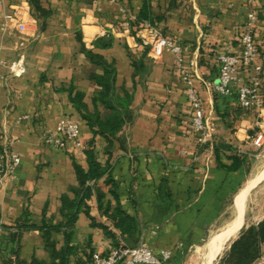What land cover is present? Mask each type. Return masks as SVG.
I'll use <instances>...</instances> for the list:
<instances>
[{"label": "crops", "instance_id": "obj_1", "mask_svg": "<svg viewBox=\"0 0 264 264\" xmlns=\"http://www.w3.org/2000/svg\"><path fill=\"white\" fill-rule=\"evenodd\" d=\"M41 2L52 15L46 21L36 19L30 26L34 36L23 40L3 26L6 14L18 5H27L33 16L29 0H0V48L8 60L24 54L27 61L21 78L1 68L7 78L0 79V129L16 139L22 164L15 178L0 184V264L17 258L50 262L41 229L45 224L60 226L51 238L57 251L72 249L66 264H87L95 253L107 256L111 248L142 244L157 253L171 250L175 264H196L207 243L204 264L209 242L238 217L241 191L258 175H253L257 153L252 142L258 137L264 142L262 117L238 102V88L249 81L250 73L240 69V82L233 84L231 95L219 94L215 85L219 55L241 53V37L254 14L258 62L264 69V0ZM148 26L183 48L184 66L215 127L205 145L197 142L194 111L175 54L168 49L154 59L135 38ZM106 36L113 38L111 46L97 48V40ZM83 44L116 63L117 94L132 96L131 119L112 144L101 135L95 137L67 90L74 85L94 111L100 88L92 76L103 70L82 52ZM64 117L80 124L86 150L92 145L98 161L109 168L89 183V195L82 201L76 165L89 170L86 151L72 144L60 150L44 138ZM65 200L78 210L68 229L63 227L68 222ZM117 209L135 219V234L125 235L116 227L111 215ZM245 217L246 211L238 237ZM263 220L258 205L247 227Z\"/></svg>", "mask_w": 264, "mask_h": 264}, {"label": "built area", "instance_id": "obj_2", "mask_svg": "<svg viewBox=\"0 0 264 264\" xmlns=\"http://www.w3.org/2000/svg\"><path fill=\"white\" fill-rule=\"evenodd\" d=\"M256 21L257 17L254 14L242 34L241 53L239 55L228 53L219 55L220 74L215 89L221 95H231L233 84L240 82V69L247 70L250 73V78L247 83L239 86L238 102L243 109L257 112L262 117L260 124L264 125V94L262 92L264 69L258 62L260 52L255 41ZM33 23H36V19L32 16L31 10L27 5L21 4L13 7L6 14L3 30L5 32L14 30L20 35V38L26 40L34 36L30 33V26ZM35 37H38V35ZM135 38L142 46L150 49V55L154 59L161 58L165 50L168 49L175 54L178 70L183 74L186 84L188 101L194 111L192 123L197 132V142L200 145L207 144L214 136L215 127L207 119L204 102L195 87V81L184 66L183 48L165 38L159 30L152 26L137 31ZM26 62L24 54H19L13 60L6 59L3 49L0 48V79L5 80L7 78L1 71L3 67L9 69L11 77H23L27 73ZM28 118V116H25L23 119ZM44 138L47 143L60 150H65L69 144H72L78 151H86V146L81 139V126L70 117L62 118L56 130L45 134ZM15 144L16 139L14 136L0 129V184L8 179L15 178L22 164V159L15 149ZM252 147L258 157L264 148L263 139L255 138ZM172 258L173 252L171 250L163 249L157 253L148 245L142 244L134 248H111L107 256L95 253L87 264H118L119 262L122 264H175L172 262ZM258 264H264V257L260 258Z\"/></svg>", "mask_w": 264, "mask_h": 264}, {"label": "trees", "instance_id": "obj_3", "mask_svg": "<svg viewBox=\"0 0 264 264\" xmlns=\"http://www.w3.org/2000/svg\"><path fill=\"white\" fill-rule=\"evenodd\" d=\"M29 3L33 9V16L38 21H46L51 17L52 11L45 8L41 0H29ZM78 39L82 42V35L79 34ZM112 41L113 38L111 36L100 38L97 40L96 47L106 49L111 46ZM82 52L93 64L103 70V74H95L92 76V79L100 88L94 100V111L90 112L84 102L85 95L77 91L74 85H71L67 90L70 94L71 102L84 120L87 121L95 137L101 135L112 144V139L123 130L126 123L131 119L130 105L132 103V96L126 93L125 97L122 98L117 94L116 63L108 62L103 56L96 54L93 50L87 49L84 44ZM134 66L138 69L136 62ZM262 92L264 94V86ZM99 106H104L105 110L110 113L104 114ZM86 156L90 166L88 171L76 165L78 178L82 186L81 201L89 195V183L105 176L109 169L98 161L92 145L86 150ZM63 213H65V216L68 218V222L63 227L68 229L73 225L76 214L78 213L74 202L65 200L63 203ZM111 217L115 219L116 227L123 234L130 236L137 232L138 226L135 219L127 215L121 209H117ZM59 227L46 224L41 227L44 231L47 249L51 252L50 262L41 261L37 258H34L31 262H26L17 258L15 261H8L7 264H66L68 262L67 257L70 255L72 249L66 246L65 249H62L60 252L57 251V245L51 238L53 232L60 231ZM263 246L264 220L258 225L245 226L239 237L234 240L229 250L219 259L217 264H255L262 257ZM58 260H60L59 263L57 262Z\"/></svg>", "mask_w": 264, "mask_h": 264}, {"label": "bare ground", "instance_id": "obj_4", "mask_svg": "<svg viewBox=\"0 0 264 264\" xmlns=\"http://www.w3.org/2000/svg\"><path fill=\"white\" fill-rule=\"evenodd\" d=\"M264 179V171L257 177L251 179L246 185L245 189L241 191L239 198V214L238 217L232 221V223L227 228L223 229L219 234L215 235L207 247V257L204 264H213L215 259L220 253H223L226 246L231 242L239 233L241 222L243 220L246 208H247V198L251 190ZM238 206V205H237Z\"/></svg>", "mask_w": 264, "mask_h": 264}, {"label": "rangeland", "instance_id": "obj_5", "mask_svg": "<svg viewBox=\"0 0 264 264\" xmlns=\"http://www.w3.org/2000/svg\"><path fill=\"white\" fill-rule=\"evenodd\" d=\"M31 42V41H30ZM256 152V151H255ZM254 174L253 175H260L263 171H264V148L263 150L259 153V156L255 159V162H254ZM257 175V176H258ZM256 176V177H257ZM255 178V177H254ZM253 179V178H252ZM264 180V179H263ZM262 181V180H261ZM260 181V182H261ZM245 188H243L244 190ZM249 198H247V210H246V219H244L245 221V226L248 225L249 223V217H251L252 215V211L253 209L256 207V206H260L261 210H262V207H263V210H264V181L258 186L255 188V190L252 191V193L250 192L249 193ZM244 221H243V224H242V227L244 225ZM242 229V228H241ZM219 234V233H218ZM217 235V234H216ZM238 237V236H236ZM235 237V238H236ZM234 238V239H235ZM233 239V240H234ZM231 243V242H230ZM230 243L226 246L225 250L223 251V253L217 258V261H215L214 264H217L216 262L219 261L220 257H223L226 252L229 250L230 248ZM207 244V243H206ZM206 244L204 245V247L201 249V253L202 255L200 256V259L197 261L196 264H203V261H204V257H205V246ZM208 247V246H207Z\"/></svg>", "mask_w": 264, "mask_h": 264}, {"label": "water", "instance_id": "obj_6", "mask_svg": "<svg viewBox=\"0 0 264 264\" xmlns=\"http://www.w3.org/2000/svg\"><path fill=\"white\" fill-rule=\"evenodd\" d=\"M234 241L232 240L231 243H233ZM231 246V245H230Z\"/></svg>", "mask_w": 264, "mask_h": 264}]
</instances>
